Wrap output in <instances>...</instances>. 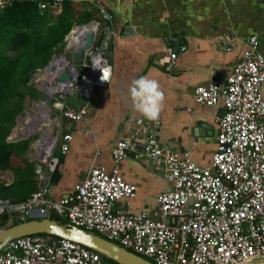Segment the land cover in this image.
Masks as SVG:
<instances>
[{
  "label": "built area",
  "instance_id": "built-area-1",
  "mask_svg": "<svg viewBox=\"0 0 264 264\" xmlns=\"http://www.w3.org/2000/svg\"><path fill=\"white\" fill-rule=\"evenodd\" d=\"M13 1L0 0V9ZM28 1L36 3L43 13L60 7L64 0ZM112 22V15L100 11L94 39L82 58L74 64L65 55H53L48 63L53 67L63 57L73 72L68 67H44L33 74L30 83L43 100L27 111L8 140H30L27 151L34 164L35 190L21 202L0 199V216H7L11 222L14 218L23 221L55 215L153 264H244L264 260V56L256 37L246 41L225 83L211 79L193 91L195 104L214 108L220 103L222 107L215 119L219 135L209 167L193 162L186 150L160 145L156 121L140 119L135 130H143V137L139 140L133 134L125 135L114 143L110 171L93 165L73 192L58 200L51 198L60 155L69 152L72 141L67 124H79L80 133L89 131L92 125L85 116L88 102L96 88L106 89L110 83L112 66L107 53L119 36ZM135 32L134 27L126 26L122 35ZM68 36L64 42L70 49ZM170 40L175 42L177 37ZM79 48L74 49V56ZM166 51L169 71L175 66L177 53L170 48ZM179 51L183 53L185 47L180 46ZM62 73L70 79L59 81ZM74 96L84 102L81 108L67 105V99ZM40 105L48 109L49 124L41 126L38 121L36 130L24 134L22 121L36 118ZM130 153L159 165L170 184V189L156 197L154 214H130L117 207L118 202L136 196V187L118 172L119 163ZM100 257L69 240L38 234L7 243L0 251V264H107Z\"/></svg>",
  "mask_w": 264,
  "mask_h": 264
},
{
  "label": "crops",
  "instance_id": "crops-1",
  "mask_svg": "<svg viewBox=\"0 0 264 264\" xmlns=\"http://www.w3.org/2000/svg\"><path fill=\"white\" fill-rule=\"evenodd\" d=\"M69 1L92 11L98 20L92 21H100L102 10L112 15V25L119 36L107 53L112 66L110 83L106 89L94 90L85 110L91 129L80 133L79 124L68 123L72 133L69 152H55L60 155V165L52 178L51 198L58 200L73 192L93 165L110 171L113 145L123 136L133 134L139 140L143 137V130L138 128L136 133L135 123L146 119L132 108L126 93L130 82L144 75L158 80L165 96L155 127L159 144L186 150L193 162L209 167L219 135L215 119L222 107L220 103L214 108L195 104L193 91L211 79L225 83L250 37H256L264 56V0ZM126 26L134 27L135 34L123 36ZM173 36L177 37L175 42L170 40ZM180 46L185 47L183 53ZM168 48L177 53L175 66L169 71ZM83 104L75 96L67 99V105L75 109ZM24 157L32 163L28 151ZM118 172L125 182L136 187V196L128 202H118L117 207L130 214H154L156 197L170 189L161 167L130 153L119 163ZM16 180L13 172H0L1 186L9 187ZM29 195L13 198L0 192V199L21 202ZM15 220L18 219L7 223L12 225Z\"/></svg>",
  "mask_w": 264,
  "mask_h": 264
},
{
  "label": "trees",
  "instance_id": "trees-1",
  "mask_svg": "<svg viewBox=\"0 0 264 264\" xmlns=\"http://www.w3.org/2000/svg\"><path fill=\"white\" fill-rule=\"evenodd\" d=\"M92 20L98 21L92 11L69 0L43 13L38 11L36 3L28 0H14L10 6L0 9V172L11 171L17 178L9 187L0 185L5 197L34 192V165L24 157L30 140H8L17 117L23 113L25 100L39 98L38 91L30 84L31 78L58 53L73 26ZM50 219L68 224L56 216ZM29 220H15L12 225ZM7 221V216L1 217L0 229ZM100 258L107 264H116Z\"/></svg>",
  "mask_w": 264,
  "mask_h": 264
},
{
  "label": "water",
  "instance_id": "water-1",
  "mask_svg": "<svg viewBox=\"0 0 264 264\" xmlns=\"http://www.w3.org/2000/svg\"><path fill=\"white\" fill-rule=\"evenodd\" d=\"M90 24H96V22L90 21L85 25L76 26L73 30L80 27L89 26ZM71 32L72 31H70V33ZM67 36L65 38H67ZM93 39V31L86 33L84 42L82 46L77 50V53L74 57L75 61H79L82 58L84 52L90 48ZM46 67H49V65H47ZM49 69L53 70V67L50 66ZM58 79L59 81H68L70 77L67 73H62L58 77ZM38 234H44L60 239L69 240L97 253L101 257L108 259L116 264H153L143 257L120 248L119 246L105 240L98 235L88 233L70 224H61L58 221L51 220L46 217H39V219L31 218L29 221L0 229V251L3 249V247H5L7 243L13 240ZM244 264H264V260L253 261Z\"/></svg>",
  "mask_w": 264,
  "mask_h": 264
},
{
  "label": "clouds",
  "instance_id": "clouds-1",
  "mask_svg": "<svg viewBox=\"0 0 264 264\" xmlns=\"http://www.w3.org/2000/svg\"><path fill=\"white\" fill-rule=\"evenodd\" d=\"M126 95L132 108L144 119L152 122L158 120L165 100L158 80L147 75L134 78L127 88Z\"/></svg>",
  "mask_w": 264,
  "mask_h": 264
},
{
  "label": "bare ground",
  "instance_id": "bare-ground-1",
  "mask_svg": "<svg viewBox=\"0 0 264 264\" xmlns=\"http://www.w3.org/2000/svg\"><path fill=\"white\" fill-rule=\"evenodd\" d=\"M94 30H95V26L92 24H90L89 26L77 28V29L73 30V34L71 35V37H69L70 35L68 36V41L71 42V44H76V47L79 48L82 46V44L84 42V37H85L86 33L90 32V31H94ZM53 65H54L53 66L54 68H56V67H68V70L73 72L72 66L68 65L67 61L63 57L58 58L53 63ZM38 114H39V116H36V118H28V121H25L24 129H23L24 134H28L29 131L37 129V128H35V124H33V122L35 123L36 119L37 120L38 119H40V120L45 119L44 121H46L47 125L49 124L48 109L46 108L45 105L39 106Z\"/></svg>",
  "mask_w": 264,
  "mask_h": 264
},
{
  "label": "rangeland",
  "instance_id": "rangeland-1",
  "mask_svg": "<svg viewBox=\"0 0 264 264\" xmlns=\"http://www.w3.org/2000/svg\"><path fill=\"white\" fill-rule=\"evenodd\" d=\"M92 25H94L95 26V29H96V24H92ZM76 26H73V28H72V32L70 33V34H68V35H72L73 34V29L75 28ZM69 42V41H68ZM69 45H70V49H67L68 48V45H67V42H64L60 47H61V49L58 51V53H56L55 55H65V57L67 58V60H68V62L69 63H71V62H74V64H75V60H74V49L75 48H77L76 47V44H71V42H69ZM73 47H75L74 49H73ZM66 60V61H67ZM31 83H33V76H32V78H31ZM30 83V84H31ZM37 86H38V84H37ZM41 100H43V96H40L39 97V100H34V99H29V98H27L26 100H25V103H26V105H25V109H24V111H23V114H21L16 120V123H15V125H14V128L16 127V126H20L19 125V121H20V119L21 118H26V115H27V111H29V110H32L33 109V107H35L34 105V103H36V102H39V101H41ZM36 116H39V114H37ZM35 120V119H34ZM40 119H36L35 120V123H36V126H35V128H38V121H39ZM45 119H43V120H40L42 123H41V126L42 125H47V123H46V121H44ZM25 121H28V118L26 119V120H24V122L22 121V124L24 125L25 124ZM34 122H33V124H35ZM28 124V123H27ZM29 125V124H28ZM13 128V129H14ZM34 130H36V129H34ZM34 130H31V131H29V133H31V132H33ZM23 131V130H22ZM28 133V134H29ZM1 217L2 216H0V220H1ZM32 219H39V217H37V218H32ZM8 222V221H7ZM11 225V223L9 222V223H6V225H5V227H8V226H10ZM4 227V228H5ZM1 229H3V228H1Z\"/></svg>",
  "mask_w": 264,
  "mask_h": 264
}]
</instances>
